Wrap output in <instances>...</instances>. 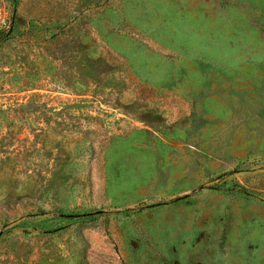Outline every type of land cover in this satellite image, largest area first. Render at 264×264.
I'll use <instances>...</instances> for the list:
<instances>
[{
    "label": "rangeland",
    "instance_id": "374dc122",
    "mask_svg": "<svg viewBox=\"0 0 264 264\" xmlns=\"http://www.w3.org/2000/svg\"><path fill=\"white\" fill-rule=\"evenodd\" d=\"M0 264H264V0H0Z\"/></svg>",
    "mask_w": 264,
    "mask_h": 264
},
{
    "label": "trees",
    "instance_id": "16d2710c",
    "mask_svg": "<svg viewBox=\"0 0 264 264\" xmlns=\"http://www.w3.org/2000/svg\"><path fill=\"white\" fill-rule=\"evenodd\" d=\"M12 2L14 3L15 0H12ZM143 208L142 207H133V208H126V209H123V210H119V211H113L111 212L113 215L115 216H119V215H123V216H129L130 214L134 213V212H139L141 211ZM106 214L108 212H105ZM85 215H89V214H77V215H74V216H85Z\"/></svg>",
    "mask_w": 264,
    "mask_h": 264
}]
</instances>
